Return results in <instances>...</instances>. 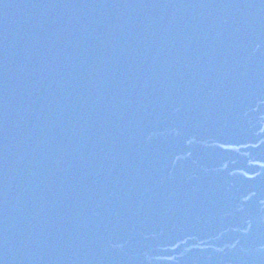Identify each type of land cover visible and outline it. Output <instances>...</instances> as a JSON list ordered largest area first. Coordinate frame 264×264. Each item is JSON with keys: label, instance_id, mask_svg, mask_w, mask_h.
Segmentation results:
<instances>
[{"label": "water", "instance_id": "95a60500", "mask_svg": "<svg viewBox=\"0 0 264 264\" xmlns=\"http://www.w3.org/2000/svg\"><path fill=\"white\" fill-rule=\"evenodd\" d=\"M0 264H264V0H0Z\"/></svg>", "mask_w": 264, "mask_h": 264}]
</instances>
